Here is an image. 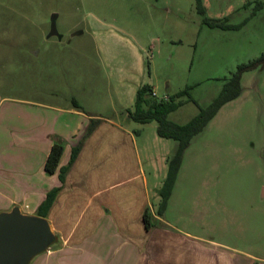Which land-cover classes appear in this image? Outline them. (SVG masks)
Returning a JSON list of instances; mask_svg holds the SVG:
<instances>
[{
    "label": "rangeland",
    "instance_id": "1",
    "mask_svg": "<svg viewBox=\"0 0 264 264\" xmlns=\"http://www.w3.org/2000/svg\"><path fill=\"white\" fill-rule=\"evenodd\" d=\"M256 1L201 0V14L196 0H0L1 90L61 103L74 97L91 112L138 128L156 205L177 143L158 136L155 121L129 119L126 109L143 84L158 97L189 87L207 106L238 65L264 55V0L261 7ZM205 17L244 23L211 27ZM240 81V95L185 149L166 216L226 246L237 264H264V62ZM197 111L185 101L169 119L184 123Z\"/></svg>",
    "mask_w": 264,
    "mask_h": 264
},
{
    "label": "crops",
    "instance_id": "2",
    "mask_svg": "<svg viewBox=\"0 0 264 264\" xmlns=\"http://www.w3.org/2000/svg\"><path fill=\"white\" fill-rule=\"evenodd\" d=\"M88 111L101 120L83 137L91 117L71 101L12 96L0 87V211L16 205L45 217L56 236L28 264H237L226 246L173 223L167 207L155 214L138 128ZM57 140L64 147L59 167L81 143L63 183L59 169H44ZM54 187L60 188L43 216L39 206ZM148 206L150 228L143 220Z\"/></svg>",
    "mask_w": 264,
    "mask_h": 264
},
{
    "label": "trees",
    "instance_id": "3",
    "mask_svg": "<svg viewBox=\"0 0 264 264\" xmlns=\"http://www.w3.org/2000/svg\"><path fill=\"white\" fill-rule=\"evenodd\" d=\"M263 0L256 1V6L261 7ZM197 10L201 14H205V7L201 0H196ZM227 18L223 19H210L205 17V22L211 27H220L224 29H237L244 22L240 24L227 23ZM264 62V55L261 57L251 60L247 63L238 65L237 70L228 77L223 84L218 95L207 105L200 106L195 99L189 93V87L181 89L174 94H165L162 97H158L150 84H143L138 87L135 94V101L132 108L126 109V115L129 119L145 124L151 121L157 123L156 132L158 136L162 138H169L176 141V147L173 154L167 159V172L160 187L159 200L155 205V214L161 216L167 206L168 198L171 193V189L175 183L177 173L181 166L182 157L185 149L190 144L192 138L203 131L209 121L216 115L218 110L227 102L238 97L242 91L241 86V74L257 64ZM187 96L186 100H182L181 97ZM185 101L194 102L197 107V113L192 116L188 121L184 123H178L169 119V114L181 106ZM72 105L80 111L89 115L90 124L85 130L83 137L93 131L97 123L101 120L100 118L94 117L79 101L72 97ZM81 143L74 147L71 153L70 160L67 165L59 167V161L63 153V144L60 140L54 141L50 147L48 155L45 160L44 169L47 173H54L59 169V180L61 183L64 182L65 174L70 164L75 159ZM60 187L52 188L47 194L43 202L39 206V212L41 215H45L50 205L52 204ZM143 220L146 228H150L155 223V217L151 212L150 206L146 207L143 211Z\"/></svg>",
    "mask_w": 264,
    "mask_h": 264
},
{
    "label": "water",
    "instance_id": "4",
    "mask_svg": "<svg viewBox=\"0 0 264 264\" xmlns=\"http://www.w3.org/2000/svg\"><path fill=\"white\" fill-rule=\"evenodd\" d=\"M57 33L55 15L50 34ZM47 218L21 211L18 206L0 211V264H28L55 241Z\"/></svg>",
    "mask_w": 264,
    "mask_h": 264
}]
</instances>
